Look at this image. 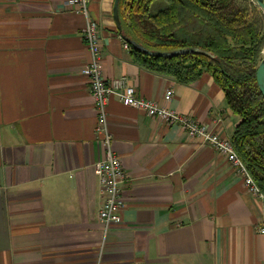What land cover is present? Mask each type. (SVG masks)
<instances>
[{"label": "crops", "instance_id": "0c3cea01", "mask_svg": "<svg viewBox=\"0 0 264 264\" xmlns=\"http://www.w3.org/2000/svg\"><path fill=\"white\" fill-rule=\"evenodd\" d=\"M68 1L0 0V264H264V198L225 156L116 98L110 132L127 180L123 221L106 230L86 19ZM115 2L89 0L104 80L125 78L232 142L241 119L213 76L185 84L140 66Z\"/></svg>", "mask_w": 264, "mask_h": 264}, {"label": "trees", "instance_id": "16d2710c", "mask_svg": "<svg viewBox=\"0 0 264 264\" xmlns=\"http://www.w3.org/2000/svg\"><path fill=\"white\" fill-rule=\"evenodd\" d=\"M241 1L120 0L119 32L135 61L150 71L185 84L204 73L213 76L229 109L241 119L232 143L264 193V97L256 81L264 37L249 23ZM133 44L155 53L199 48L212 57H152Z\"/></svg>", "mask_w": 264, "mask_h": 264}, {"label": "built area", "instance_id": "2783aa9c", "mask_svg": "<svg viewBox=\"0 0 264 264\" xmlns=\"http://www.w3.org/2000/svg\"><path fill=\"white\" fill-rule=\"evenodd\" d=\"M66 6L70 7L72 12L82 15L86 19L83 39L89 48L92 61L88 67L83 69L82 75L91 80V95L95 101L98 114L96 135L105 149V158L95 163L94 167L103 197L99 220L106 230L121 224L123 221L122 185L127 180V173L112 146L113 136L110 132L108 107L113 98L118 99L125 107L143 111L147 116L162 120L169 126H180L192 139L201 140L205 145L225 156L230 165L244 178L248 191L264 198V193L231 141L214 134L205 125L198 124L191 117L183 116L171 111L165 105L139 97L135 88L128 86L125 78L107 83L103 78L101 66L100 27L91 18L89 0H69ZM120 38L124 41L122 36ZM125 44L126 48L130 49L128 43ZM173 97L174 92L172 90L167 91L164 96L165 103L172 101ZM262 233H264V229H262Z\"/></svg>", "mask_w": 264, "mask_h": 264}, {"label": "water", "instance_id": "95a60500", "mask_svg": "<svg viewBox=\"0 0 264 264\" xmlns=\"http://www.w3.org/2000/svg\"><path fill=\"white\" fill-rule=\"evenodd\" d=\"M255 1H256V4L264 11V0H255ZM119 2H120V0H116V2H115L114 16H115V20L117 22V25L120 29ZM133 46L135 48H137L138 50H140L146 56H152V57L173 58V57H179V56H183V55H194V54H203V55H206L208 57H212V55L210 53H208L207 51H204L202 49H199V48L183 49V50L170 52V53H155V52L149 51V50H147V49H145L139 45L133 44ZM256 81H257V85L259 87V90H260L262 96L264 97V57L259 64V67L257 70V75H256Z\"/></svg>", "mask_w": 264, "mask_h": 264}, {"label": "rangeland", "instance_id": "374dc122", "mask_svg": "<svg viewBox=\"0 0 264 264\" xmlns=\"http://www.w3.org/2000/svg\"><path fill=\"white\" fill-rule=\"evenodd\" d=\"M157 3L155 2L153 4L154 10H158L159 6H157ZM161 5L165 6L164 4ZM239 5L247 12L249 23L264 37V11L256 4L255 0H242L239 2ZM262 57H264V49L262 51Z\"/></svg>", "mask_w": 264, "mask_h": 264}]
</instances>
